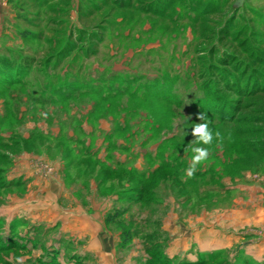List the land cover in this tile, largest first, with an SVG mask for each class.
Listing matches in <instances>:
<instances>
[{"label":"rangeland","instance_id":"374dc122","mask_svg":"<svg viewBox=\"0 0 264 264\" xmlns=\"http://www.w3.org/2000/svg\"><path fill=\"white\" fill-rule=\"evenodd\" d=\"M234 1L0 0V264H264V0ZM252 208L259 258L202 250Z\"/></svg>","mask_w":264,"mask_h":264},{"label":"crops","instance_id":"0c3cea01","mask_svg":"<svg viewBox=\"0 0 264 264\" xmlns=\"http://www.w3.org/2000/svg\"><path fill=\"white\" fill-rule=\"evenodd\" d=\"M250 181H253V183H255L256 185L255 186H253V187H250V189L251 190H253V192H251L252 194H250V196L251 195H253L254 197H257V196H259V195H261V197L263 198V192H264V189H263V185H264V178H262V179H258V177L256 178V177H254V178H250ZM258 192H260V193H258ZM254 197H251L248 201H247V203H251V202H253V204H252V206H254L255 205V198ZM251 206V207H252ZM24 214V213H23ZM23 214H21L20 216H24ZM238 214H239V212L237 213V217L235 218L236 219V221H238L236 224H239V220H238ZM256 215L258 216V214H257V211L255 210V208H252L251 210L250 209H245V210H243V213H242V217L244 218V220H243V224L244 225H247V228H246V230L245 231H242V233H239V235L237 236V238H234L235 237V235H233L234 234V232H237V231H235L234 229L231 231V238L230 237H227V240L225 241V243L224 244H219V245H216L215 247H205V249H202V250H214V249H220V248H225V247H227V248H230V246L232 245V241H238L239 240V238L241 237L240 235H242V238H244V237H247V239L246 240H248V242H246L247 244H240V245H238L237 246V248H235V250L236 251H238V250H242V251H244L245 252V254H247V256L248 255H251V256H253L254 258H259L260 256H261V253H262V246H263V243H262V241H263V239L261 238H259L258 239V241H257V238H258V236H256V234H255V232H254V229L251 227V226H255V220H256ZM85 216H88V215H85ZM84 217V216H83ZM82 217V219H83V221H85L84 220V218ZM259 217H260V221L261 222H263V219H264V215H262V212L260 213V215H259ZM26 218V217H25ZM92 218H95V216L93 215L92 216ZM84 223V222H83ZM86 223H87V220H86ZM251 225V226H250ZM234 226V224L232 225V227ZM235 226H238V225H235ZM79 230H81V229H79ZM97 229L95 228V225L94 226H92V227H90L89 229H85V231H79L82 235L84 234V236L87 234H90V238L91 239H93V236L96 234V231ZM241 232V231H240ZM95 233V234H94ZM230 234H227L226 236H229ZM89 236V235H88ZM252 238H253V240H252ZM228 240H229V242L230 243H228ZM244 240H245V238H244ZM223 240H221L220 242H222ZM94 243V245L92 244V247H94V248H99V250H100V248L101 249H104L103 247H101V245H100V243H99V246H96V242H93ZM96 243V244H95ZM227 243V244H226ZM98 245V244H97ZM174 255L176 254V252L175 253H173ZM106 260V259H105ZM104 260V261H105Z\"/></svg>","mask_w":264,"mask_h":264},{"label":"clouds","instance_id":"9594fccd","mask_svg":"<svg viewBox=\"0 0 264 264\" xmlns=\"http://www.w3.org/2000/svg\"><path fill=\"white\" fill-rule=\"evenodd\" d=\"M200 123H195L192 127V135L197 141V146L192 147L191 151L193 155L191 156L192 164L186 170L187 175L191 177L197 170V165L199 162L206 161L208 158L209 148L198 146L199 144L211 145L213 142V131L209 127V122L206 114L202 113L199 116ZM219 136V133H215ZM17 264H21V258L17 257Z\"/></svg>","mask_w":264,"mask_h":264},{"label":"trees","instance_id":"16d2710c","mask_svg":"<svg viewBox=\"0 0 264 264\" xmlns=\"http://www.w3.org/2000/svg\"><path fill=\"white\" fill-rule=\"evenodd\" d=\"M92 156L94 155V152L92 153V152H89ZM184 158H185V156L184 157H182L181 156V159H180V163L182 164V163H184V162H186L185 160H184ZM115 164H114V169L113 170H117V168H121L122 166H126V165H124V164H126L125 162H123V161H115L114 162ZM109 168V167H108ZM133 169V171H135L137 174H139L140 176H144V172L143 171H139L135 166L132 168ZM181 170H183V169H181ZM145 179H147V178H145ZM112 220V217H110V216H106V222H110ZM124 235H126V236H124ZM120 236L122 237V241L123 242H126L127 240H129V237H128V233H126L125 231H121L120 232ZM122 241H120V243L122 242ZM202 263H204V260H202L201 261ZM201 262H199V263H201ZM176 264H192V263H189V261H185V259H180V260H178L177 261V263Z\"/></svg>","mask_w":264,"mask_h":264},{"label":"water","instance_id":"95a60500","mask_svg":"<svg viewBox=\"0 0 264 264\" xmlns=\"http://www.w3.org/2000/svg\"><path fill=\"white\" fill-rule=\"evenodd\" d=\"M243 1L244 0H235L234 1V6L239 7L243 3Z\"/></svg>","mask_w":264,"mask_h":264}]
</instances>
